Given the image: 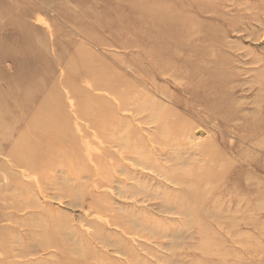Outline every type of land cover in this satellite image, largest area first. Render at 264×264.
Segmentation results:
<instances>
[{"label":"rangeland","instance_id":"374dc122","mask_svg":"<svg viewBox=\"0 0 264 264\" xmlns=\"http://www.w3.org/2000/svg\"><path fill=\"white\" fill-rule=\"evenodd\" d=\"M203 58L229 86L193 89ZM0 242V264H264V0H0Z\"/></svg>","mask_w":264,"mask_h":264},{"label":"bare ground","instance_id":"6f19581e","mask_svg":"<svg viewBox=\"0 0 264 264\" xmlns=\"http://www.w3.org/2000/svg\"><path fill=\"white\" fill-rule=\"evenodd\" d=\"M207 30L209 31L210 28L207 27ZM184 36H185V33H184ZM167 49H169V50H166V49H164V50L165 51H171L174 48L168 47ZM175 49L180 50L181 51L180 53H183L184 55H186L188 52L187 51L188 48L183 47L182 45H180L179 48L176 47ZM165 51H163V52H165ZM183 60H184V58H183ZM181 61H182V59H181ZM208 61H209V63H208ZM221 64H222L221 61H217L214 58H211V60H209V59L207 60V59L203 58L198 64L186 63L185 68H184L185 70H183V73H184L185 77L190 76V75H195V78L199 77L195 81V86H193V89H195L196 91L200 92L202 90L204 91L207 89H211V92H212V89L218 90L219 88L229 86V82L231 80L230 77L228 76L229 74L225 75L226 72L223 69H221ZM120 98H124V95H121ZM214 99H211V101H213ZM125 100L126 99H122L121 102L124 103ZM216 100H218V99L216 98ZM197 101H199V100H197ZM204 101L206 103L207 100H200L199 102L201 103ZM214 103H218V102L214 101ZM132 104L134 106H136L139 103L138 102H132ZM138 107L142 108V107H145V105L140 104V105H138ZM42 117L43 118L50 117V114H48V115L45 114ZM48 128H50V127H48ZM43 129H47V128L44 127ZM0 248H1L2 252H4L6 250V247L3 246L1 244V242H0Z\"/></svg>","mask_w":264,"mask_h":264}]
</instances>
